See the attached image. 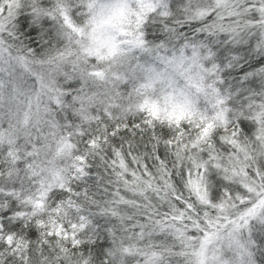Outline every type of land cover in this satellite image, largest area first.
Segmentation results:
<instances>
[{
  "label": "snow or ice",
  "instance_id": "1",
  "mask_svg": "<svg viewBox=\"0 0 264 264\" xmlns=\"http://www.w3.org/2000/svg\"><path fill=\"white\" fill-rule=\"evenodd\" d=\"M0 264H264V0H0Z\"/></svg>",
  "mask_w": 264,
  "mask_h": 264
}]
</instances>
